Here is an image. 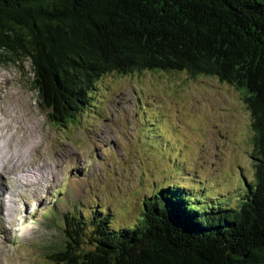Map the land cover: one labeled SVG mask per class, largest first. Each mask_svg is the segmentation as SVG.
<instances>
[{"label":"trees","instance_id":"16d2710c","mask_svg":"<svg viewBox=\"0 0 264 264\" xmlns=\"http://www.w3.org/2000/svg\"><path fill=\"white\" fill-rule=\"evenodd\" d=\"M21 60L40 108L63 127L110 73L213 77L242 92L250 115L253 181L235 208L167 187L130 229L70 215L55 263L264 264V0H0V64Z\"/></svg>","mask_w":264,"mask_h":264},{"label":"rangeland","instance_id":"374dc122","mask_svg":"<svg viewBox=\"0 0 264 264\" xmlns=\"http://www.w3.org/2000/svg\"><path fill=\"white\" fill-rule=\"evenodd\" d=\"M30 71L28 60L0 64V159H9L0 168V264H62L51 257L65 247L70 215L130 229L161 189L235 208L253 181L243 94L216 78L110 73L63 127L40 108Z\"/></svg>","mask_w":264,"mask_h":264},{"label":"bare ground","instance_id":"6f19581e","mask_svg":"<svg viewBox=\"0 0 264 264\" xmlns=\"http://www.w3.org/2000/svg\"><path fill=\"white\" fill-rule=\"evenodd\" d=\"M1 150H2V149H1ZM2 152H3V151H2ZM6 152H7V151H6ZM6 152H5V153H6ZM3 153H4V152H3ZM10 155H11V154H10ZM12 157H14V156H12ZM15 157H16V156H15ZM15 157H14V158H15ZM1 158H2V157H1ZM7 158H8V157H7ZM7 158H6V159H7ZM11 159H12V158H11ZM17 159H18V158H17ZM17 159H16V160H17ZM12 160H15V159H12ZM18 160H19V159H18ZM1 161H2V162H1ZM3 161H4V159H3V160L0 159V168L3 167L4 164L8 163L9 159H7V162H5V161L3 162ZM10 162H11V160H10ZM3 163H4V164H3ZM16 163H18V162L13 163V165L16 164ZM10 164H12V163H10ZM11 166H12V165H11ZM11 166H10V168H11ZM14 166H15V165H14ZM7 167H8V166H7ZM15 167H16V166H15ZM12 168H13V166H12ZM16 168H17V167H16ZM14 169H15V168H14ZM10 170H11V169H10ZM32 171H33V170H32ZM7 172H8V171H7ZM9 173H10V172H9ZM32 173H34V172H32ZM36 173H37V172H36ZM30 175H31V174H30ZM32 176H33V175H32ZM38 176H39V175H38ZM20 177H21V176H20ZM34 177H35V176H34ZM3 178H4V177H3ZM26 180H29V179H26ZM33 181H34V179H33ZM0 182H1V184H2L3 180H0ZM17 182H18L19 185H22V184H23V183H21L20 180H18ZM31 182H32V181H31ZM28 184H29V183H28ZM29 185H30V184H29ZM29 185H28V186H29ZM33 185H34V184H33ZM2 186H3V185H2ZM4 186H5V184H4ZM41 188H43V186H41ZM43 190H44V189H43ZM0 199H2V198H0ZM10 199H11V198H10ZM13 200H14V199H13ZM11 202H12L11 207L15 208L16 206H15L14 201H12V199H11ZM11 207H8V208H11ZM8 208H7V209H8ZM16 208H17V207H16ZM9 210H13V211H14V209H9ZM15 210H16V209H15ZM7 211H8V210H7ZM8 215H10V214L8 213Z\"/></svg>","mask_w":264,"mask_h":264}]
</instances>
